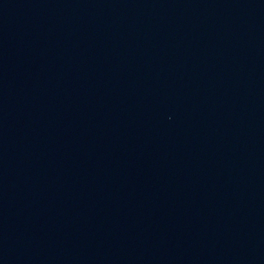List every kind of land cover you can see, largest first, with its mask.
<instances>
[{"label":"water","instance_id":"water-1","mask_svg":"<svg viewBox=\"0 0 264 264\" xmlns=\"http://www.w3.org/2000/svg\"><path fill=\"white\" fill-rule=\"evenodd\" d=\"M0 264H264V0H0Z\"/></svg>","mask_w":264,"mask_h":264}]
</instances>
